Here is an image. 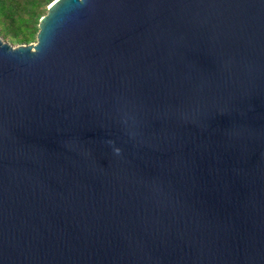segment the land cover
<instances>
[{
	"label": "water",
	"instance_id": "1",
	"mask_svg": "<svg viewBox=\"0 0 264 264\" xmlns=\"http://www.w3.org/2000/svg\"><path fill=\"white\" fill-rule=\"evenodd\" d=\"M0 38V264H264V0H53Z\"/></svg>",
	"mask_w": 264,
	"mask_h": 264
},
{
	"label": "trees",
	"instance_id": "2",
	"mask_svg": "<svg viewBox=\"0 0 264 264\" xmlns=\"http://www.w3.org/2000/svg\"><path fill=\"white\" fill-rule=\"evenodd\" d=\"M53 0H0V37L12 45L36 40L39 18Z\"/></svg>",
	"mask_w": 264,
	"mask_h": 264
},
{
	"label": "rangeland",
	"instance_id": "3",
	"mask_svg": "<svg viewBox=\"0 0 264 264\" xmlns=\"http://www.w3.org/2000/svg\"><path fill=\"white\" fill-rule=\"evenodd\" d=\"M0 38H1V37H0ZM4 41H7V40L4 39ZM32 42H34V41H32Z\"/></svg>",
	"mask_w": 264,
	"mask_h": 264
}]
</instances>
